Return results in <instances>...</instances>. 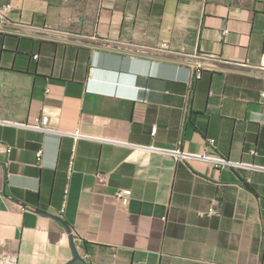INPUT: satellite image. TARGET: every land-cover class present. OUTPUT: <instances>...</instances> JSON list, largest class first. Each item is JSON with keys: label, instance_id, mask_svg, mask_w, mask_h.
<instances>
[{"label": "crops", "instance_id": "1", "mask_svg": "<svg viewBox=\"0 0 264 264\" xmlns=\"http://www.w3.org/2000/svg\"><path fill=\"white\" fill-rule=\"evenodd\" d=\"M6 5L2 258L68 263L65 225L87 264H264V77L251 75H264V0ZM21 23L118 52L21 35ZM163 42L214 56L217 69L119 52L176 60L151 52ZM41 116L55 133L24 127ZM210 139L212 156L245 167L217 170L170 153L200 155Z\"/></svg>", "mask_w": 264, "mask_h": 264}, {"label": "built area", "instance_id": "2", "mask_svg": "<svg viewBox=\"0 0 264 264\" xmlns=\"http://www.w3.org/2000/svg\"><path fill=\"white\" fill-rule=\"evenodd\" d=\"M0 10H1L0 12V33H2V32H6L4 26L9 23V21L6 18V14L8 13V11L11 10V5H6L2 7ZM15 26L18 27L17 33L21 35L42 33V34L49 35L51 39L61 38V37L67 39L71 36H74L71 33H68V32L63 33V32L57 31L49 27L36 28L31 25H24L22 23L21 25H15ZM227 34H228L227 30H224L222 32V36L224 37ZM151 52L155 55H159L162 57L163 56L171 57V58H174L184 63H188V62L195 63V68L198 73H200L203 69L216 68L215 62L219 61V59L211 55H203V54L201 55L198 53L190 54L184 48H178V49L171 48L170 45L166 42L160 43L158 46L153 48ZM33 58L36 59L37 57L34 56ZM197 78H199V76ZM24 127L38 131V132H42V133H49V132L55 133L56 132L49 127L47 116L37 117L35 119V126H24ZM155 133H156V127L154 126L151 130V136L153 137ZM62 134L74 137L75 141L77 140V138H79V136L76 133L75 134L62 133ZM214 144H215V141L213 139L207 140L205 144V148L200 155H185L182 151L178 149L173 150L170 153L177 160L182 159V158H194V159L208 162L212 164L213 167L217 170L241 169L245 167V165L242 163L232 162L222 157L212 156L209 152V149L213 148ZM10 152H11V149H7V153H10ZM41 154H42V151H39L36 154L37 159H40ZM124 197H125V193L123 191L116 193L117 200L121 201L124 199ZM215 213L216 211L214 207H211L208 210L209 215H212ZM0 264H20V263L17 262L15 258L12 256H3V258L2 257L0 258Z\"/></svg>", "mask_w": 264, "mask_h": 264}, {"label": "water", "instance_id": "3", "mask_svg": "<svg viewBox=\"0 0 264 264\" xmlns=\"http://www.w3.org/2000/svg\"><path fill=\"white\" fill-rule=\"evenodd\" d=\"M33 37H38V38H42V39H49V40H52V41H59V42H64V43H69V44H75V45H80V46H87V47H91L93 49H97V50H107V51H117L118 50H114V49H109V48H104V47H100V46H92V45H88V44H83V43H78V42H72V41H61V40H57V39H51V38H47V37H44V36H36V35H32ZM119 52H122V53H126V54H129L131 56H134V57H142V58H148V59H153V60H161V61H168V62H174V63H178V64H186V65H189L188 63H184V62H181V61H177V60H170V59H165V58H159V57H154V56H150V55H143V54H138V53H133V52H123V51H119ZM214 69H217V68H214ZM251 75H255V76H259V77H264V75H257V74H251ZM40 214H45V213H42L40 212ZM55 221H57L58 223L62 224L63 223L61 222V220L59 218H55V217H52ZM69 235V241H70V249H71V252H72V259L66 263V264H76V263H80V264H87L86 261L81 257V255L79 254L74 242H73V237L71 236V232H70V229L63 225ZM2 249L0 248V258L2 257Z\"/></svg>", "mask_w": 264, "mask_h": 264}, {"label": "trees", "instance_id": "4", "mask_svg": "<svg viewBox=\"0 0 264 264\" xmlns=\"http://www.w3.org/2000/svg\"><path fill=\"white\" fill-rule=\"evenodd\" d=\"M83 247L86 249V244L85 243H83ZM76 264H80V263H76Z\"/></svg>", "mask_w": 264, "mask_h": 264}]
</instances>
